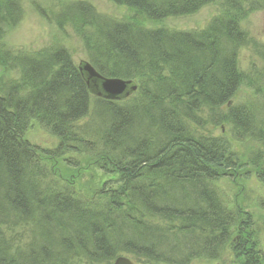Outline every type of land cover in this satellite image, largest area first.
I'll use <instances>...</instances> for the list:
<instances>
[{"label": "trees", "instance_id": "16d2710c", "mask_svg": "<svg viewBox=\"0 0 264 264\" xmlns=\"http://www.w3.org/2000/svg\"><path fill=\"white\" fill-rule=\"evenodd\" d=\"M112 1L130 16L79 0L57 19L82 36L101 74L137 83L117 100L95 94L62 45L20 53L0 44V65L20 73L0 81V264H110L123 254L189 264L218 259L226 245L240 264H262L251 217L225 203L217 181L250 162L264 182L263 151L242 163L225 134L211 133L229 123L232 139L264 144V68L249 75L239 64L251 42L241 17L257 1L223 0L199 30L150 23L214 0ZM21 14L20 0H0V38ZM242 87L254 98L232 103ZM35 120L57 138L54 147L26 137ZM95 167L110 179L74 186Z\"/></svg>", "mask_w": 264, "mask_h": 264}, {"label": "rangeland", "instance_id": "374dc122", "mask_svg": "<svg viewBox=\"0 0 264 264\" xmlns=\"http://www.w3.org/2000/svg\"><path fill=\"white\" fill-rule=\"evenodd\" d=\"M70 1L79 0H20L21 17L16 22L3 26L4 32L0 38V44L20 53H35L44 48L62 45L69 50L76 65H79L83 60H89V53L82 36L68 22L60 25L57 19L59 13L64 9V5ZM83 1L90 2L98 12L118 19L130 16V10L126 6L118 5L112 0ZM222 1L214 0L211 4L205 5L194 13L171 16L156 23H150V25L184 30L203 29L218 15ZM256 1V7L247 8V14L241 17L242 26L248 32L251 42L240 51L239 64L240 68L249 75L253 74L255 69L261 70L264 68L262 56L264 54V0ZM19 78V69L0 65V81ZM241 91L236 98L232 99V103L246 102L250 101L252 97L254 98L252 89L242 87ZM211 133L225 134L232 141L233 149L239 153L242 163H247V154L251 151L262 150L264 156V144L261 141L232 139L233 131L229 123H225L221 127L211 126ZM26 137L32 143L44 148H52L57 143V138L36 120L28 130ZM56 163L63 171L68 173L67 175L74 173L72 166H66L60 161ZM86 167H88V164ZM255 174V169L249 162L248 165L246 164L244 168L238 171L237 176L220 178L217 185L219 186L220 195L223 197L222 199L229 207L243 213L244 216L251 217L250 221L255 229L254 238L258 241L257 254L262 259V264H264V210L260 206V203L264 204V182L258 180L254 176ZM247 176H250V178H247ZM110 177L100 167L91 170L84 169V174L79 178L80 184L76 183L74 186L85 191L89 190L87 188L89 185L94 189H98L102 182L110 179ZM86 182L89 185H83ZM95 191L102 194L98 190ZM234 237H238L237 231L234 232ZM231 246H234L233 240ZM240 258V255L232 247L226 245V248L218 255V259L205 257L195 259L189 264H240Z\"/></svg>", "mask_w": 264, "mask_h": 264}, {"label": "water", "instance_id": "95a60500", "mask_svg": "<svg viewBox=\"0 0 264 264\" xmlns=\"http://www.w3.org/2000/svg\"><path fill=\"white\" fill-rule=\"evenodd\" d=\"M79 68L87 74V83L91 82L89 85L92 86L93 91L109 99L121 98L138 87L133 79L108 77L101 74L90 61H81ZM110 264H135V262L125 255H119Z\"/></svg>", "mask_w": 264, "mask_h": 264}, {"label": "bare ground", "instance_id": "6f19581e", "mask_svg": "<svg viewBox=\"0 0 264 264\" xmlns=\"http://www.w3.org/2000/svg\"><path fill=\"white\" fill-rule=\"evenodd\" d=\"M86 61H89V60H86ZM81 63V62H80ZM80 65V64H79ZM79 65H77V67L79 68ZM80 69V68H79ZM85 76H86V78H87V74L86 73H84V72H82ZM89 84H91V82L89 83ZM92 87V86H91ZM93 90V89H92ZM95 92V91H94ZM95 94H97V92H95ZM97 95H99V94H97ZM129 95V94H128ZM99 96H103V97H105L104 95H99ZM106 98V97H105ZM117 99H119V98H116V100ZM123 255H125V256H127V257H129L131 260H133L134 262H135V264H137V262L130 256V255H128V254H123Z\"/></svg>", "mask_w": 264, "mask_h": 264}]
</instances>
